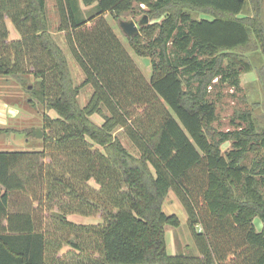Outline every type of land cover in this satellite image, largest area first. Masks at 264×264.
<instances>
[{
  "label": "trees",
  "instance_id": "1",
  "mask_svg": "<svg viewBox=\"0 0 264 264\" xmlns=\"http://www.w3.org/2000/svg\"><path fill=\"white\" fill-rule=\"evenodd\" d=\"M81 5L92 6L86 18ZM54 8L84 74L79 85L49 31L46 0H0V79L32 74L28 103L57 116H43L41 151H0V264H264V122L256 117L264 119V0H54ZM107 14L117 23L147 15L150 23L125 37L149 59L148 79ZM6 20L19 39L7 41ZM250 71L259 95L234 115L245 126L232 120L233 130H216L209 90L238 89ZM87 84L93 92L81 106ZM248 153L255 158L245 166ZM170 190L198 256L166 251L165 227L179 226L162 210Z\"/></svg>",
  "mask_w": 264,
  "mask_h": 264
},
{
  "label": "rangeland",
  "instance_id": "2",
  "mask_svg": "<svg viewBox=\"0 0 264 264\" xmlns=\"http://www.w3.org/2000/svg\"><path fill=\"white\" fill-rule=\"evenodd\" d=\"M89 14L90 9L89 7H86L84 17H88ZM48 17L51 23L57 20V14L54 13V11H52L51 9H49ZM140 18L141 16L139 15L135 17H123V19L125 20L133 19L136 23L139 21ZM106 20L116 32H120L119 24L117 22H115L110 16H108ZM7 21L9 22V20H6V23ZM13 35L10 36L9 33L7 41H12V37L19 39V35L17 33ZM64 35L65 34L63 33L56 35L57 41H65ZM122 45L124 46L125 50H127L129 55L133 57L137 65L140 64L143 69L148 68V58H141L136 56L127 43L125 44L126 46L124 44ZM259 62H261V59H259ZM259 62H255V64L260 65L261 63ZM148 76L149 75L146 74L147 78ZM255 77V71H250L240 77V85L238 89H231L226 84H216L215 86H213L212 89L209 90V99L215 103L216 107L217 120L213 123V127L216 130H233L235 127L231 125L232 120H234L235 124L240 123L241 126H245V124L235 118L234 115L238 111L252 110V100L259 95L258 92V94L253 93V91L251 90V85L253 84H249L255 80ZM34 80L35 79L33 78L32 74L28 73L0 79V126L5 127L7 129V132L0 133V151H41L43 148V144L41 141L44 136V131L41 130L43 127V116L46 115L47 119H49L50 121L56 119L57 116L54 111H44L41 109L42 107H40L38 104L33 107L28 103V99L32 96L30 95L29 90L33 88L31 85H34ZM81 80V76L76 75L74 73L75 83L79 84ZM89 94L90 92L88 91V87L82 90L81 100L83 101V103L85 101L87 102ZM3 102L9 105L5 106ZM256 117L259 119L260 123L264 122V119L260 116V113H258V116ZM93 120L100 124L102 123V119H100L96 115L93 116ZM31 129H33L34 131L39 129L42 133L41 137L33 139L31 136L32 134L27 135V133ZM47 132L50 133L49 130H47ZM118 133L121 134L120 141L126 147V149L131 154L137 155V151L132 147V145L122 134V132ZM229 149L230 142H226L221 146V150L223 152ZM260 157H264V151L262 152ZM254 158L255 155L253 153H248L245 161L243 162V165L250 166ZM46 161H48V159L44 160V162ZM162 210L168 215L174 214L179 220L178 227H165L164 238L167 253L170 255L184 254L198 256L199 254L195 248L192 233L190 232V229L187 224L188 217L186 215L184 206L180 202L178 194L175 191H169L168 196L162 205ZM67 218L70 221L78 224H91L99 222V218L97 216H91L86 218L78 215H69L67 216ZM253 223L255 225L256 230L259 231L262 224L260 219L258 217L254 218ZM196 231H201L199 226L196 227Z\"/></svg>",
  "mask_w": 264,
  "mask_h": 264
},
{
  "label": "crops",
  "instance_id": "3",
  "mask_svg": "<svg viewBox=\"0 0 264 264\" xmlns=\"http://www.w3.org/2000/svg\"><path fill=\"white\" fill-rule=\"evenodd\" d=\"M46 7H47V13L49 12V9H51L52 11H54V13H56V11H55V8H54V0H46ZM51 7V8H50ZM89 7V9H91L92 8V6H88ZM141 8H145L143 5H141L140 6ZM80 9L82 10V11H84V13L86 12V7H82V5H81V7H80ZM57 14V13H56ZM108 14L107 15H105V19L106 18H108ZM199 18H202V19H207V20H210V19H212L213 17L210 15V14H207V13H200L199 14ZM114 20V19H113ZM115 21V20H114ZM48 22H49V24H50V33L52 34V36L57 40V37H56V35H58V34H60V33H63L64 34V32H60V31H57V27H58V16H57V20H55V22L53 21V23H51V21H50V19H49V17H48ZM7 28H8V30H9V33H10V36L11 35H13V34H18V32L15 30V28L13 27V25L11 24V22L9 21H7ZM52 24H54V25H52ZM112 29H113V31L115 32V34L117 35V37L119 38V40H120V42L122 43V44H126L127 43V41H126V37L123 35V33L121 32V30H120V32L118 33V32H116L115 30H114V28L112 27ZM19 35V34H18ZM14 36V35H13ZM19 38H20V35H19ZM12 39L13 40H17L18 38H14V37H12ZM126 41V42H125ZM57 43H58V46L63 50V52L65 53V55H66V57H67V60H68V62H69V64H70V68H71V73H72V76H73V79H74V73L76 74V75H80L81 76V78H82V80H81V82L79 83V84H81L82 83V81H83V79H84V74H83V72H82V70L80 69V67L77 65V63L75 62V60L71 57V54H70V51H69V49H68V46H67V43H66V41H60V42H58V41H56ZM126 46V45H125ZM127 51V50H126ZM132 55V54H131ZM132 57V56H131ZM132 59H133V57H132ZM133 61H134V59H133ZM135 62V61H134ZM136 64V63H135ZM137 65V64H136ZM138 66V68L140 69V71L143 73V75L145 76V78L146 79H148L149 78V76H148V78L146 77V74L147 75H150V66L148 65L147 67L148 68H144L143 69V67L139 64V65H137ZM31 76V75H30ZM75 82V81H74ZM76 84V83H75ZM78 83L76 84V85H79ZM86 87H88V91L90 92V94H89V96H88V99L90 98V96H91V94H92V92H93V89L92 88H89V87H91V85L90 84H87V85H85V86H82V88L80 89V92H79V97H78V99H79V102H80V105L82 106V105H85L87 102L85 101L84 103H83V101L81 100V97H82V90H84ZM92 90V91H91ZM88 101V100H87ZM3 104L5 105V106H8L9 104H7V103H5V102H3ZM11 106V105H10ZM97 117H99L100 118V116H98V115H96ZM101 119V118H100ZM96 123H98V122H96ZM98 124H100V123H98ZM2 129H6L5 127H1L0 126V130H2ZM30 135L34 132V130L33 129H31L30 131ZM2 133V132H1ZM32 136V138L33 139H35L36 137H34L33 135H31Z\"/></svg>",
  "mask_w": 264,
  "mask_h": 264
},
{
  "label": "water",
  "instance_id": "4",
  "mask_svg": "<svg viewBox=\"0 0 264 264\" xmlns=\"http://www.w3.org/2000/svg\"><path fill=\"white\" fill-rule=\"evenodd\" d=\"M148 23V17L147 15H143L139 21L136 23L133 19H128L125 21H120L119 28L121 32L127 37L132 38L133 36L137 35L139 33V27L146 25ZM41 131L39 129L35 130L32 135L36 138L41 137Z\"/></svg>",
  "mask_w": 264,
  "mask_h": 264
}]
</instances>
